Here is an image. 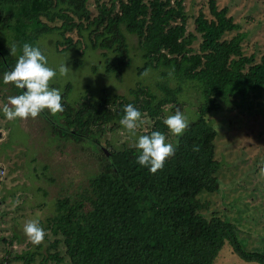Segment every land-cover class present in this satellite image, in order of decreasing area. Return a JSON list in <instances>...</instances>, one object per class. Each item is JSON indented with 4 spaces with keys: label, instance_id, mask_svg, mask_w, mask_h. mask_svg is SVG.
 <instances>
[{
    "label": "trees",
    "instance_id": "trees-1",
    "mask_svg": "<svg viewBox=\"0 0 264 264\" xmlns=\"http://www.w3.org/2000/svg\"><path fill=\"white\" fill-rule=\"evenodd\" d=\"M88 2L0 0L1 85L3 74L22 54L20 46L27 42L42 50L39 38L54 32L57 51L79 50L81 44L99 50V64L93 69L102 68L117 80L130 62L125 32L135 35L143 59L138 73L160 69L162 77L173 75L177 84L158 82V93L143 86L130 88L127 94L102 91L96 100L86 87L81 99L70 104L68 83L62 94L63 112H41L51 137L94 149L98 170L74 195L57 198L53 213L39 221L55 236L49 248L60 243L65 247L63 255L48 251L40 264L48 260L59 264L65 257L70 264H213L225 241L240 259L264 264V253L245 249L231 222L201 211L208 207L202 192L214 193L220 186L218 132L207 115L220 108L219 99L233 101L264 89V48L257 60L243 51L244 32L226 37L239 26L216 0H209L210 18L200 11L194 20L200 36L196 48L197 36L187 32L182 0H94V15ZM13 44L18 46L14 56L9 49ZM185 82L200 87L202 101L196 119L177 136L175 155L161 170L152 173L139 165L141 153L135 144L111 146L109 135L122 127L119 121L128 104L151 121L141 135L153 131L166 135L165 106L170 105L173 113L183 111L179 96ZM10 85L14 95L24 91ZM194 146L199 150L193 151ZM34 255L32 251L15 258L29 264Z\"/></svg>",
    "mask_w": 264,
    "mask_h": 264
},
{
    "label": "rangeland",
    "instance_id": "rangeland-1",
    "mask_svg": "<svg viewBox=\"0 0 264 264\" xmlns=\"http://www.w3.org/2000/svg\"><path fill=\"white\" fill-rule=\"evenodd\" d=\"M182 1L188 16L187 32L197 36L194 42L196 48L200 36L194 30V20L200 11L211 17L209 0ZM216 3L219 9L227 7L228 15L239 26L237 30L227 33L226 37L244 32L243 51L247 55L254 54L258 60L264 48V0H216ZM88 7L94 15V0H89ZM71 35L74 40L77 38L76 33ZM125 35L130 62L120 80L105 74L102 68L93 69L99 64V50L85 48L81 44L79 50L70 47L57 51L53 44L57 38L55 32L41 36L38 44L47 57L48 66L57 71L56 77L49 82L50 88H57L63 94L69 83L66 100L74 104L84 95L86 87L90 90L89 97L96 100L102 91L127 94L130 88L143 86L158 93V82L176 86V78L173 75L162 77L160 69L148 68L139 74L138 68L142 66L143 59L137 37L127 32ZM65 63L69 71L66 75H60L59 66ZM181 86L179 100L182 113L191 122L197 117V106L202 101L201 90L194 82L181 83ZM10 87V84L0 83V105L6 103L9 96H14ZM219 102L220 108L211 111L207 119L218 132L215 157L220 163L217 172L220 186L214 193L206 195V192H202L208 207L201 211L207 217L217 215L231 222L245 249L264 253V173L261 172V162H264V89L250 92L245 98L239 97L233 101L219 99ZM171 114H174L171 106L166 105L165 119ZM142 120L135 136L123 126L112 132L109 135L111 146L118 148L122 143L136 144L141 132L151 125L148 117L142 116ZM0 131V166L5 170V175L0 179V264H26L25 259L15 257L20 254L26 256L32 251L35 252L34 261L29 264H40L48 251H58L63 255L65 247L62 243L56 248H49L55 236L44 228L45 223L40 224L47 233L39 244L40 248L25 236L23 224L29 219L45 221L53 213L57 198L74 195L87 185L89 178L98 170L94 149L87 143L81 146L51 137L41 114L36 118L9 121L0 111ZM166 138V142L174 144L177 136L168 130ZM3 238L6 242H3ZM10 240L12 243H9ZM47 264L57 263L48 260ZM59 264L70 263L65 257ZM213 264L253 262L240 259L230 243L225 241Z\"/></svg>",
    "mask_w": 264,
    "mask_h": 264
},
{
    "label": "clouds",
    "instance_id": "clouds-1",
    "mask_svg": "<svg viewBox=\"0 0 264 264\" xmlns=\"http://www.w3.org/2000/svg\"><path fill=\"white\" fill-rule=\"evenodd\" d=\"M9 49L10 55L14 56L17 54L18 46L13 44ZM20 50L22 54L19 55L15 67L3 74V83L13 84L24 91L22 94L9 96L7 102L0 105V111L9 121L36 118L44 110L51 113L63 112L61 91L49 86V82L56 77L57 71L48 66L47 57L39 47L25 42L20 46ZM58 71L60 75H66L69 67L66 63L61 64ZM123 112L124 115L119 123L135 136L136 129L143 122L142 113L132 104L125 105ZM164 124L175 136L182 135L189 127L187 117L180 110L167 116ZM166 141V135L160 131L139 136L135 144L136 149L141 153L137 163L148 167L152 173L161 170L166 160L174 156L176 151L175 146ZM198 150V147H193V151ZM261 172L264 173V162H261ZM23 232L35 245L41 244L47 234L37 219L25 221Z\"/></svg>",
    "mask_w": 264,
    "mask_h": 264
},
{
    "label": "built area",
    "instance_id": "built-area-1",
    "mask_svg": "<svg viewBox=\"0 0 264 264\" xmlns=\"http://www.w3.org/2000/svg\"><path fill=\"white\" fill-rule=\"evenodd\" d=\"M5 175V170L2 166H0V179Z\"/></svg>",
    "mask_w": 264,
    "mask_h": 264
},
{
    "label": "water",
    "instance_id": "water-1",
    "mask_svg": "<svg viewBox=\"0 0 264 264\" xmlns=\"http://www.w3.org/2000/svg\"><path fill=\"white\" fill-rule=\"evenodd\" d=\"M2 136V132L0 131V137Z\"/></svg>",
    "mask_w": 264,
    "mask_h": 264
}]
</instances>
